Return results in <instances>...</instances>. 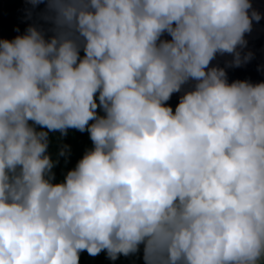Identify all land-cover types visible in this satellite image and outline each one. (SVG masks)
Returning a JSON list of instances; mask_svg holds the SVG:
<instances>
[{"label": "clouds", "instance_id": "1", "mask_svg": "<svg viewBox=\"0 0 264 264\" xmlns=\"http://www.w3.org/2000/svg\"><path fill=\"white\" fill-rule=\"evenodd\" d=\"M27 2L53 35L0 39V264H264V82L210 66L252 58V0ZM68 129L93 147L54 182Z\"/></svg>", "mask_w": 264, "mask_h": 264}, {"label": "water", "instance_id": "2", "mask_svg": "<svg viewBox=\"0 0 264 264\" xmlns=\"http://www.w3.org/2000/svg\"><path fill=\"white\" fill-rule=\"evenodd\" d=\"M252 6L261 13L262 17L259 22L253 21L252 31L246 33L245 36L247 47L242 50V54L251 51L252 58L241 66L234 67L226 64L233 59L232 55L218 54L210 65L224 67L229 83L234 80H248L253 84L264 82V0H252ZM45 8L46 3H41L38 7L33 8L27 0H0V39H14L17 35L24 34L29 25L42 28L45 31L46 39L50 38L53 35L50 31L52 25L42 18ZM162 39H171V37L165 33ZM83 56L84 52L81 49L80 57ZM191 87V83L184 85L181 92L172 94L166 103L173 108V111H175L183 92Z\"/></svg>", "mask_w": 264, "mask_h": 264}, {"label": "trees", "instance_id": "3", "mask_svg": "<svg viewBox=\"0 0 264 264\" xmlns=\"http://www.w3.org/2000/svg\"><path fill=\"white\" fill-rule=\"evenodd\" d=\"M97 103L99 105V99L96 95ZM97 112L99 115H103V110L98 107ZM37 130H41L40 126ZM47 131V129H43ZM77 134V141L74 144V147L70 150L69 154L65 156L58 155L57 163L55 165V175L61 168L63 162H65L67 172L75 168L77 162L83 157L86 150H90L93 147V143L90 139V135L87 130L81 132L77 129H74ZM79 264H143L141 255L124 257L120 256L116 261H111L107 258L105 252H101L97 256H90L87 251L80 253V262Z\"/></svg>", "mask_w": 264, "mask_h": 264}, {"label": "rangeland", "instance_id": "4", "mask_svg": "<svg viewBox=\"0 0 264 264\" xmlns=\"http://www.w3.org/2000/svg\"><path fill=\"white\" fill-rule=\"evenodd\" d=\"M31 123V121L29 122ZM39 127L38 125L36 126ZM49 146L48 153L51 156V159L55 162L62 147L65 145L68 146L69 152L74 147V144L77 141V134L74 129H68L66 135H61L59 131L49 132ZM56 165V163H55ZM55 165L52 171L55 174ZM67 174L65 162L62 163L60 170L55 175L54 182H63Z\"/></svg>", "mask_w": 264, "mask_h": 264}]
</instances>
